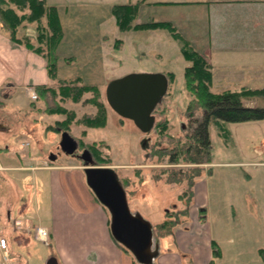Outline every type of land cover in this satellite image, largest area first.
I'll list each match as a JSON object with an SVG mask.
<instances>
[{
	"label": "crops",
	"instance_id": "1",
	"mask_svg": "<svg viewBox=\"0 0 264 264\" xmlns=\"http://www.w3.org/2000/svg\"><path fill=\"white\" fill-rule=\"evenodd\" d=\"M46 1L58 7L66 35L62 50L74 46L79 38L83 43L98 44L102 53L103 44L112 41L111 30L116 25L113 7L121 0ZM151 5L176 11L170 17L160 14L158 21H170L208 58L213 92L264 88V0H145L140 13ZM83 50L85 54L94 52ZM97 59L102 62L101 55ZM52 82L46 57L12 39L0 26V90L18 89L31 101L27 91ZM244 102L247 106L264 105L262 98ZM234 123L237 125L231 131L238 153L219 163L229 170L233 181H218L215 195L212 189L216 186H210L203 176L194 182L189 222L160 238V254L154 264H183L180 252L196 264H264V195L258 192L264 189V120ZM31 154L23 147L0 143V171L7 172L9 186L16 189L13 202L0 198V216L12 221L21 211L35 208L37 226L49 229V245L35 239L53 249L57 264H141L113 237L110 213L82 172L38 165L40 161L35 162ZM208 163L210 167L215 164L212 160ZM21 200L25 202L18 206ZM45 221L47 224L42 223ZM255 232L259 239H254ZM10 249L12 261H19L13 241Z\"/></svg>",
	"mask_w": 264,
	"mask_h": 264
},
{
	"label": "rangeland",
	"instance_id": "2",
	"mask_svg": "<svg viewBox=\"0 0 264 264\" xmlns=\"http://www.w3.org/2000/svg\"><path fill=\"white\" fill-rule=\"evenodd\" d=\"M157 8L159 6L156 5L146 7L138 19L160 20L161 15L170 17L176 14L173 9ZM17 10L20 15L24 13L21 8ZM29 12L27 10L28 15ZM181 14L184 16L186 13L182 11ZM111 31L113 37H110L113 39L103 44L102 53L99 52V48L97 49L98 44L83 43L79 38L78 40L75 38V45L66 48L70 49V54L61 48L66 41L64 31L63 40L58 48L60 57L57 74L51 77L53 80L51 85L56 88L65 81L76 83L75 86L78 87L81 84L97 86L101 90L99 99L103 100L106 106L105 123L101 126L89 125L86 121L87 118L97 117L99 113L92 91L84 92L79 100L60 92L55 97L40 98L38 95L34 99L27 91L31 99L29 101L20 90H10L8 87L0 90V143L23 147L25 152L32 153L31 158H34L35 162L40 161L38 165L41 166H61L66 171L79 169L86 180L83 160L67 155L60 147L62 132L68 131L81 146L95 149L98 156L103 159L98 162L95 158L96 164L112 167L117 171L123 184L125 182L132 211H139L152 222L155 237L160 241V238L164 239L181 226H187L189 222V214L185 215L183 210L188 206L189 191H192L191 175L201 172L200 176L193 177L194 181L200 180L203 176L210 186H216L212 189L214 195L217 194L218 181L230 178L229 170L222 168L219 163L229 158L233 159L238 153L239 147L231 131L237 124L223 121L210 124L211 160L215 163L211 167L208 162L191 163L185 160L178 163L169 162V156H165L163 152L167 149L171 151L179 142H185L187 135L192 131L190 118L187 116V106L192 94L185 86L184 69L188 62L182 50L185 48V42L192 49H196L188 41L184 42L180 36L165 28H131L122 31L116 21ZM48 34L49 28L45 18L42 22L26 19L17 27V35L31 39L35 46L39 45L41 35ZM84 40L88 41L89 38ZM84 47L91 48L94 52L91 53L90 50L85 54ZM100 55L102 62L97 59ZM202 55L208 60L204 54ZM94 65L96 66L92 69ZM124 72L175 74L166 96L158 105L157 111H154L156 123L168 120L167 129L161 132L155 125L152 131L145 133L132 119L121 116L110 106L106 96L108 83ZM52 108H62L73 114L69 116L68 113L50 112ZM51 155L55 156L54 160L50 159ZM5 173L7 172L0 171V198L4 197L9 203L15 200L16 189L9 186L11 182ZM177 178L183 179L176 181ZM230 179L233 181L234 177ZM258 192L264 195V189L263 191L259 189ZM48 199L46 198V201ZM22 202L25 201L21 200L18 206H21ZM39 212L41 213V210ZM36 216L35 208L21 211L15 215L17 219L14 218L12 221H6L0 216V238H5L8 242L7 250L0 249V264H49L48 257L51 256V259L55 257L51 247L35 239L36 228L41 226H37ZM163 222L166 223L164 226ZM42 223L47 224L46 221ZM7 230L9 235L6 236ZM254 234L255 240L260 238L257 232ZM11 241L14 242L15 254L21 258L19 261H12ZM26 242L29 243L28 247ZM180 253L183 264L193 263L187 253Z\"/></svg>",
	"mask_w": 264,
	"mask_h": 264
},
{
	"label": "trees",
	"instance_id": "3",
	"mask_svg": "<svg viewBox=\"0 0 264 264\" xmlns=\"http://www.w3.org/2000/svg\"><path fill=\"white\" fill-rule=\"evenodd\" d=\"M145 0L130 3H119L113 7V12L116 17L117 24L122 31L129 29H154L157 27L165 28L172 31L176 36H180L185 42L176 27L169 21L158 20H139L140 7ZM21 8L22 15L18 10ZM29 10L30 15L27 14ZM45 18L49 28V34L41 35L39 45L35 46L34 42L29 38H24L17 35L18 25L28 19L29 21H40ZM0 26L9 34V36L26 45L30 49H35L36 52L44 55L48 61V70L50 77H55L58 70L59 53L58 48L64 37V29L60 20L58 7L48 4L46 0H0ZM183 55L188 62L185 68V86L192 94V99L187 106V116L190 118L191 132L187 135L186 141L179 142V145L171 151L163 152L165 156H169V162L178 163L180 160H185L191 163H203L211 161V146L209 127L212 122H246L253 120H264L263 106H247L246 99L262 98L264 99V88L251 90L245 89L242 91H225L221 93L213 92L211 89L213 73L212 66L200 52L192 49L188 43H184ZM170 84L175 79V74L172 72L166 73ZM76 83L63 82L59 88L50 85H38L35 87L40 98L55 97L59 92L79 100L84 92L92 91L94 93V103L99 109L98 116L91 119L87 118L89 125H103L106 119V106L103 100L99 99L101 90L94 85H79ZM92 101V100H91ZM159 106H157L156 110ZM50 112H62L72 116V112L63 110L62 108H52ZM200 113V114H199ZM168 120H162L156 123V128L161 132L167 129ZM96 160L101 162L103 159L98 156V153L93 150ZM199 172V171H198ZM196 172L191 175L190 187L194 185V178L200 176ZM194 177V178H193ZM183 178H177L180 181ZM123 182V181H122ZM125 184V182H124ZM188 206L185 208L184 214H189V206L193 198V190L189 191ZM164 226L166 223H162ZM171 234V233H169ZM165 235V234H164ZM163 235V236H164ZM214 246V254L217 257L218 251ZM124 247V246H123ZM196 264V263H191ZM210 264H214L212 261Z\"/></svg>",
	"mask_w": 264,
	"mask_h": 264
},
{
	"label": "water",
	"instance_id": "4",
	"mask_svg": "<svg viewBox=\"0 0 264 264\" xmlns=\"http://www.w3.org/2000/svg\"><path fill=\"white\" fill-rule=\"evenodd\" d=\"M169 89L165 73L132 72L108 83L106 96L110 106L121 116L132 119L141 131L148 133L156 125L154 111ZM60 146L72 155L78 141L63 131ZM85 152H88L86 150ZM55 159L54 155L50 156ZM83 171L87 185L111 216V232L117 242L127 248L141 264H154L160 254L159 240L155 237L151 221L139 211H132L128 192L117 171L99 166L91 156L83 158ZM49 264H57L55 258Z\"/></svg>",
	"mask_w": 264,
	"mask_h": 264
},
{
	"label": "built area",
	"instance_id": "5",
	"mask_svg": "<svg viewBox=\"0 0 264 264\" xmlns=\"http://www.w3.org/2000/svg\"><path fill=\"white\" fill-rule=\"evenodd\" d=\"M29 94L31 98H37L38 94L35 89H30ZM257 153L261 154V152L258 150ZM49 236L50 232L47 227L39 226L36 228V237L37 239L41 240L42 242H45L48 244L49 242ZM0 249L5 251L8 249V242L5 238H0Z\"/></svg>",
	"mask_w": 264,
	"mask_h": 264
},
{
	"label": "flooded vegetation",
	"instance_id": "6",
	"mask_svg": "<svg viewBox=\"0 0 264 264\" xmlns=\"http://www.w3.org/2000/svg\"><path fill=\"white\" fill-rule=\"evenodd\" d=\"M60 147H61V146H60ZM81 147H82V148H81ZM61 149H62V148H61ZM86 150H88V152H85ZM62 151H63V150H62ZM80 151H81V152H80ZM90 154H91V156L95 159V155H94L92 149H91V148H87V147H85V146H81V143L78 142V148H77V150L75 151V153L72 154L71 156H74V157H76V158H78V159H80V160H83V158H88V157H90Z\"/></svg>",
	"mask_w": 264,
	"mask_h": 264
}]
</instances>
